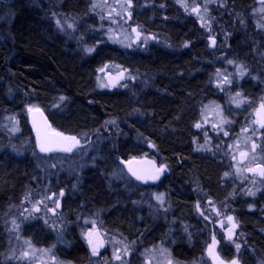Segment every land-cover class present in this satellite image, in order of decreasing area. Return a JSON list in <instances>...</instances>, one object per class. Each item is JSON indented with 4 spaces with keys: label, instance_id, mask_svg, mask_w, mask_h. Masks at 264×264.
<instances>
[{
    "label": "trees",
    "instance_id": "obj_1",
    "mask_svg": "<svg viewBox=\"0 0 264 264\" xmlns=\"http://www.w3.org/2000/svg\"><path fill=\"white\" fill-rule=\"evenodd\" d=\"M47 1L43 4L76 19L86 15L87 0ZM178 1L181 0H149L148 5L132 13L134 22L160 39L163 46L152 44L146 52L101 46L91 55L65 43L51 26L52 11L36 8L34 0H7L0 5V116L21 115L26 132L22 109L23 99L27 98L45 111L55 130L67 136L90 137L103 127L116 125L119 138L115 149L109 148L110 154L104 153L109 162L98 168L102 175L97 169L86 171L80 193L73 201H65L68 205L64 207L91 208L101 216L105 227L132 241L134 234L143 236L145 243L153 237L162 239V234L149 231L147 235L146 222L142 223L139 214L117 192L107 188L103 171L113 155L118 159L138 157L147 153V144L151 146L167 167L162 188L168 192L175 218L187 229L203 230L200 220H196L197 202L212 199L218 203L230 193L220 179L217 162L194 153L192 148L200 106L212 97L209 75L214 64L206 32L192 16L181 11ZM217 1L218 11L216 6L210 10L215 20L212 30L218 40L219 37L226 40L230 49L225 50L227 57L233 59V52L236 57L246 55L244 51L238 52L246 46L250 53L253 38L244 34L250 40L245 45L238 35L257 0ZM245 30L250 34L246 27ZM106 62L128 69L136 82L125 89H99L97 73ZM2 147L1 137L0 253L4 252L5 244L3 215L30 187L33 174L27 158H16ZM234 207L244 236L241 264H255L258 260L264 263V217L246 210L242 203ZM177 233L171 235L174 258L183 263L194 262L201 253L203 235H189L185 239ZM45 239L39 237L37 241L44 243ZM222 249L225 258L232 257L231 251L226 253V247ZM59 254L71 262L84 264L89 249L71 231L67 246ZM0 264L5 263L0 260Z\"/></svg>",
    "mask_w": 264,
    "mask_h": 264
},
{
    "label": "rangeland",
    "instance_id": "obj_2",
    "mask_svg": "<svg viewBox=\"0 0 264 264\" xmlns=\"http://www.w3.org/2000/svg\"><path fill=\"white\" fill-rule=\"evenodd\" d=\"M42 1L41 3L34 0L33 6L51 10L50 20L54 31L65 43L76 46L82 53L91 55L101 46L118 48L124 52H146L152 44L164 45L160 39L144 32L142 27L134 22L133 11L148 5L149 0H87L86 15L81 19L54 11V7L52 9L47 5V0ZM45 1L47 3L43 4ZM6 2L7 0H0V5ZM218 4L216 0L177 2L181 11L187 16H192L206 32L208 47L213 54L210 61L214 65L212 64L209 75L213 93L212 97L200 106L199 116L193 127L192 148L194 153L217 162L220 179L230 191L221 202L216 203L212 199L197 202L196 220H200L203 230L187 229L185 224L175 218L168 192L162 188V181L168 175L167 167L148 144L147 153L142 156L118 159L113 155L111 163H108L106 171H103V177L109 191L117 192V195L125 200L124 203H128L139 214L138 218L142 219V223L146 222L149 226L147 235L149 231L161 232L162 239L154 240L151 236L153 238L147 239L148 243H145L141 238L143 236L134 234L132 241V238L105 227L101 216L91 208L84 210L82 205H78L76 210H68L64 205L73 201L80 193L84 173L100 170L99 167L109 162L104 158V153L109 151V148L115 149L113 147L119 138V131L115 125L103 127L100 133L90 137L68 135L76 137L84 146L69 154L57 152L41 155L30 132L28 120V109L39 106L31 99L25 98L22 117L28 129L26 132L21 124V115L6 113L0 116V138L4 140V148L16 158H27L32 164L33 173L30 187L3 215L5 244L4 252L0 253L3 263L76 264L59 254V251L67 246L69 233L73 231L89 249V258L84 264H213V258L208 254L213 235L217 241L216 253L223 264H231L233 260L241 264L244 236L240 232L234 206L242 203L246 210L257 212L264 217V176L260 175L258 170L259 167H264V128L257 122L264 118V112L261 110V105L264 104V66L256 65V62L249 66L236 63L237 54L234 52L231 53L234 59L227 57L225 50L230 49L226 46V40L222 37L218 40L212 30L215 20L210 10L216 6L218 11ZM194 7L199 8V14L192 11ZM245 23L241 26L243 32L238 36L243 37L245 45L250 42L245 39V35L252 37L253 51L259 55L264 53V0H257L248 12ZM245 27L247 31H251L250 34H247ZM246 47L238 51H244L246 55L238 57L250 61L252 53L249 55ZM87 49L93 50L89 52ZM260 58L263 59V56ZM105 65L108 67L105 68ZM102 68L104 71H100ZM256 69L263 79L258 77ZM136 80L128 69L113 62H106L98 70L96 83L99 89L117 90L127 88ZM259 82L263 84L260 86L257 84ZM244 89L252 91L250 94L255 96L254 99L247 96L248 100H245ZM253 144L256 145L254 152ZM242 152L248 153L243 160L240 155ZM128 162L135 168L160 169L163 166L165 170L159 174L156 182L142 185L128 172ZM100 171L99 174L102 175ZM250 191L255 194L249 195ZM61 192L63 195H60ZM158 196L161 198L157 199ZM229 216L236 225L231 240L228 239V230L232 228V223L227 220ZM96 228L101 231L106 247L102 253L96 252L93 255L89 234ZM177 231V234L185 236V239H189V235H203L201 253L194 262L183 263L174 258L171 235ZM262 233L264 234V227ZM39 237L46 238L45 242L39 243ZM237 244L240 245L239 250L236 248ZM222 247H226V253L231 251L232 257L225 258V250ZM25 252L28 253L27 256H24ZM116 256L120 259H116ZM255 264L264 263L258 260Z\"/></svg>",
    "mask_w": 264,
    "mask_h": 264
},
{
    "label": "snow or ice",
    "instance_id": "obj_3",
    "mask_svg": "<svg viewBox=\"0 0 264 264\" xmlns=\"http://www.w3.org/2000/svg\"><path fill=\"white\" fill-rule=\"evenodd\" d=\"M94 7H95V5H94ZM185 7H187V6L185 5ZM192 11L199 14V8L198 7H194L192 9ZM57 23L59 24V21H57ZM69 27H71V25H69ZM213 43H214V41H213ZM92 50L93 49H87V51H89V52H91ZM230 63H231V61H230ZM104 67L107 68L108 65H105ZM100 71H104V69L102 68V69H100ZM120 78L122 79L123 77L121 76ZM101 86H103V85H101ZM237 96H239V93H237ZM61 99H63V98H61ZM28 110H29V112L33 111V109L31 107ZM261 110H262V112H264V104L261 105ZM257 122L260 123V126L262 128H264V118L258 120ZM35 126L36 125L34 124V127ZM197 127H200V125H197ZM225 135H227V133H225ZM37 141H38V144L40 147V151H42V152H52V151L71 152L73 150V148H75L79 144V141L77 140L76 137L64 136L62 133L56 132L55 130H53L51 134H46L44 136V138L41 139L40 131H39V129H37ZM255 148H256V145L253 144L252 145V151L253 152L255 151ZM240 155H241L242 160H243V158L247 157L248 153L242 152ZM164 170H165L164 167L161 166V168L157 172V175L153 176L151 178L152 179H158L159 178V172H162ZM258 170H259L260 175L264 176V167H259ZM130 171H131V169H130ZM249 171H255V170L249 169ZM133 175H136V178L138 180L144 179V177L137 175L135 172H133ZM225 175H228V174L225 173ZM248 194L254 195L255 193L250 191ZM60 195H63V193L61 192ZM160 198L161 197H159V196L157 197V199H160ZM36 210H38V209H36ZM227 220L229 223L233 222V218L231 216L227 217ZM13 223L15 224V221H13ZM235 227H236L235 223H232V228L228 230V239L229 240L232 239V231L234 230ZM89 235H91V234H89ZM89 243L91 244L92 241L89 240ZM216 244H217V241H216L215 236L213 235L212 243L208 246V254L210 257L213 258V264H223V261L220 260L219 256L216 253ZM98 246L102 247L103 243L100 242V244ZM239 247H240V245L237 244L236 245L237 250H239ZM96 251H97V248L93 247V255L96 254ZM27 255H28V253L25 252L24 256H27ZM116 259H120V257L116 256ZM231 264H237V262L235 260H233L231 262Z\"/></svg>",
    "mask_w": 264,
    "mask_h": 264
},
{
    "label": "water",
    "instance_id": "obj_4",
    "mask_svg": "<svg viewBox=\"0 0 264 264\" xmlns=\"http://www.w3.org/2000/svg\"><path fill=\"white\" fill-rule=\"evenodd\" d=\"M28 120H29V124L31 127V133H32V136L34 138L36 148L41 155H50V154L57 153V152L69 154V153H72L76 148H80V147L84 146V144L79 143L75 148H73V150L71 152H63V151L42 152V151H40V147H39V144L37 141V129H39V131H40L41 139H43L46 134H51L52 131L55 129H53L52 124H51L48 116L46 115L45 111L42 108L36 107L33 109L32 112H29L28 113ZM34 124L36 125L35 127H34ZM55 131L59 132L57 130H55ZM126 167H127L128 172L133 177V179L136 182H138L139 184L147 185V184H152V183L157 181V179H152L151 177L156 176L159 169L135 168L134 166H132V164L130 162L126 163ZM130 169H131V171H130ZM133 172H135L137 175L144 177V179L138 180L136 178V175H133ZM163 172L164 171L159 172V174L163 173ZM91 241H92L93 247L97 248V251H96L97 253H102L104 251V249L106 247V243H105V239H104V237H103V235L99 229L96 228L92 231ZM100 242L103 243L102 247L98 246L100 244Z\"/></svg>",
    "mask_w": 264,
    "mask_h": 264
},
{
    "label": "flooded vegetation",
    "instance_id": "obj_5",
    "mask_svg": "<svg viewBox=\"0 0 264 264\" xmlns=\"http://www.w3.org/2000/svg\"><path fill=\"white\" fill-rule=\"evenodd\" d=\"M250 51V50H249ZM252 54L250 55V53H249V55L251 56V60L249 61L248 59H242V58H239V57H235V61H236V63H240V64H244V65H248L249 66V64L250 65H254V62H256L257 64L256 65H259V66H264V53L263 52H261L260 53V55L257 53L256 54V51H253V49L250 51ZM260 56H263V59H261L260 58ZM234 59V58H233ZM249 61V62H248ZM262 71V70H261ZM257 74H258V77L259 78H262L263 79V77H262V74H260L259 73V71L256 69V71H255ZM264 75V74H263ZM263 81V80H262ZM262 81H260V82H262ZM242 81H240V83H241ZM257 83L258 85H262L263 83ZM243 92V91H242ZM244 99L245 100H248L247 99V96H249V97H251L252 99H254V97L255 96H253V94H250V93H252V91H250L249 89H244ZM261 93V92H260ZM105 250V249H104Z\"/></svg>",
    "mask_w": 264,
    "mask_h": 264
}]
</instances>
